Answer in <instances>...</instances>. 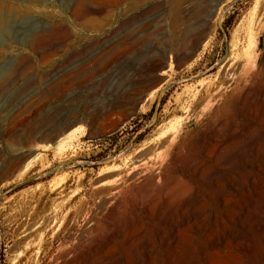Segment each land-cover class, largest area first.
Masks as SVG:
<instances>
[{"label": "rangeland", "instance_id": "374dc122", "mask_svg": "<svg viewBox=\"0 0 264 264\" xmlns=\"http://www.w3.org/2000/svg\"><path fill=\"white\" fill-rule=\"evenodd\" d=\"M0 20V264H63L117 227L106 243L130 261L125 221L136 201L169 188L212 197L191 164L218 126L225 140L210 164L238 181L253 172L252 230L264 232V99L226 92L232 76L221 66L264 52V0H0ZM143 151L164 179L131 170ZM151 222L145 215L133 240L140 251L158 244Z\"/></svg>", "mask_w": 264, "mask_h": 264}, {"label": "bare ground", "instance_id": "6f19581e", "mask_svg": "<svg viewBox=\"0 0 264 264\" xmlns=\"http://www.w3.org/2000/svg\"><path fill=\"white\" fill-rule=\"evenodd\" d=\"M43 11L47 14V8ZM247 33L248 38L245 42L250 45L255 35L254 24L248 27ZM231 38V52H233L231 56H236L238 54L237 51L240 49L238 47L240 41L238 27L235 29ZM245 42L242 43L244 46L246 45ZM246 54L248 57L238 67H234L235 59L225 61L221 64L223 70L230 69V75L232 76L227 82L226 92L230 91L238 95L242 101L250 102L255 97L256 100L257 97L264 99V52L254 53L253 49L250 48ZM166 70L160 71L159 74L163 76ZM224 95L225 93H219L215 95V98L222 99ZM241 100L240 102L242 104ZM256 107H258V110H264V103L263 105H256ZM237 122L236 119L229 122L230 129L228 136L231 138L230 140L235 139L238 135ZM247 126L246 128H249ZM223 130L219 129L218 126V129L216 127L212 133L209 135L206 134L207 136L203 138L199 148L194 151L191 164V171L195 175L204 174V177L207 179L206 181L211 184L213 188L212 197L208 196L206 190L197 187L190 188L187 191L183 189V192L174 191L169 188L170 190L154 193L150 191L146 196L144 195V198L140 196L142 199L134 203V207L131 209L128 219L125 221L126 249L131 252L130 261L128 259L125 260L128 264H264L261 263V258L264 257V232L255 236L256 234L252 230V227L255 226L254 211L252 209L255 184L253 172H247L244 175L245 178H241V181H238L233 179V174L217 171L210 164L212 160H216L215 158L218 154H222L220 153L221 147L224 143L223 140H225L222 135L225 132ZM173 145L171 144L168 149L171 150ZM146 154L147 151L139 152L131 164V170H136L135 173L137 174H146L151 181H154L156 178L164 179L163 170L157 165V160L152 158L153 155L144 157L143 155ZM239 156L236 151L228 152L225 157L227 162H225L233 166V168L237 167L239 165ZM245 170L247 171L249 169ZM141 176L143 177V175ZM199 177L201 176L199 175ZM159 184L161 185V183ZM228 188L231 190L228 191ZM119 189L117 187L114 193L116 194ZM168 214L172 216H167ZM145 215L152 221L150 224H153L152 227L157 233L158 244L150 240L149 247L140 251L134 245V241L140 236ZM261 223L264 225V216ZM119 230L120 227H117L112 230L110 229L105 236L103 234L97 237L95 236L91 242L89 241L90 243L86 242L88 244L87 246L85 245L86 243L83 244L84 246H81L83 251L81 249L77 250L78 247L68 250L69 259L64 263L92 264L91 259L94 257L95 261L93 260V264H125L124 255L121 256V253L113 251L112 244L106 243L107 241L116 239ZM88 235L91 234L88 233ZM82 238H86V236L83 237L82 235ZM79 251L83 257L79 258ZM126 253L125 251L124 254ZM111 254H113V260L111 258V261H109Z\"/></svg>", "mask_w": 264, "mask_h": 264}]
</instances>
